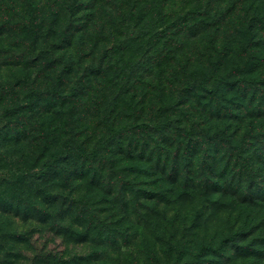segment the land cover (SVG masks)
I'll list each match as a JSON object with an SVG mask.
<instances>
[{
	"label": "rangeland",
	"instance_id": "1",
	"mask_svg": "<svg viewBox=\"0 0 264 264\" xmlns=\"http://www.w3.org/2000/svg\"><path fill=\"white\" fill-rule=\"evenodd\" d=\"M48 48L56 52L43 55ZM61 58L72 61L71 70ZM99 63L102 70H94ZM263 77L264 0H0V93L4 98L0 99V175L19 169L29 177L15 183L1 180L0 258L6 254L15 264H38L41 256L64 253L67 259L88 250L81 244L66 246L54 232L41 230L34 213L24 219V209L34 211L41 196L53 191L50 179L55 170L38 179L43 163L60 158L57 170L63 174L78 168H92L93 174L99 165H106L108 170L101 172L104 177L98 176L95 182L102 179L107 184L101 183L102 188L117 190L110 172L117 160L114 154L134 153L148 159L155 152L152 146H144L145 140L153 143L151 129H121L140 122L154 127L183 124L191 103H198L201 113L205 97H213L212 111L226 109L222 96L233 97V105L244 110L264 94V86L252 83ZM191 84L196 88L187 90ZM43 88L58 93H37ZM178 99L190 104L162 111L155 123L160 107ZM253 106L252 102L250 109ZM198 113L192 116L200 117ZM52 124L63 125L60 137L47 130ZM74 134L77 148L97 156L78 161L80 152L75 149L68 159L62 158ZM85 138L88 146L82 144ZM158 157L155 153L154 158ZM121 165L116 162V167ZM117 178L122 177L117 174ZM150 179L140 175L124 186L150 196L162 188L147 182ZM101 204L113 203L103 200ZM16 233L28 235V240ZM204 238L186 263L223 264L233 240L221 245L213 236ZM253 242L264 248L262 236L247 241ZM202 245L206 251L199 249ZM244 261L264 264L262 256Z\"/></svg>",
	"mask_w": 264,
	"mask_h": 264
},
{
	"label": "trees",
	"instance_id": "2",
	"mask_svg": "<svg viewBox=\"0 0 264 264\" xmlns=\"http://www.w3.org/2000/svg\"><path fill=\"white\" fill-rule=\"evenodd\" d=\"M55 46L62 48L58 44ZM54 51L48 48L41 53L53 54ZM71 62L69 64L61 58V63L68 67ZM93 69L102 70L101 63ZM252 83L264 86V77ZM187 87V90L196 88L194 84ZM37 91L41 94L58 93L47 88ZM212 98H204L207 102L202 103L201 113L198 103H191L186 118L181 120L183 124L170 122L154 127L140 122L121 129L130 132L151 129L153 143L145 140L144 146H152L155 152L148 159L134 153L114 154L116 162H123L120 167H116V162L110 166L117 190L102 188L101 183L107 185L102 179L95 182L98 176L104 177L101 172L104 168L108 170L106 165H99L93 174L92 168L84 171L78 168L75 173L63 174L57 170L60 158L43 163L40 167L43 174L38 175V179L48 170H55L50 179L53 191L41 196L43 198L34 211L24 209V219H31V213H34L41 230L54 232L66 246L81 244L85 248L88 246V250L67 259L64 253L61 256H41L38 264H189L186 259L193 256L196 244L207 236L219 239L221 245L229 244L230 238L233 240L234 246L226 248L230 253L226 260L222 258L223 264L257 256L264 259L261 244L247 243L256 235L264 240V94L257 104L251 100L244 110L243 106L233 105V97L222 96L225 103L222 107L226 109L220 107L212 111L209 108ZM252 102L254 106L250 109ZM188 103L190 101L182 103L178 99L162 105L156 113L155 123L162 111ZM195 113L201 114L200 117L192 116ZM55 120L59 121V117L55 116ZM61 126L52 124L47 130L60 137ZM24 133L28 136L29 132ZM76 137V134L70 137V147L64 150L62 158L68 159L75 149L80 152L78 161L88 162L97 156L92 151L86 153L77 148ZM88 141L85 138L82 144L88 146ZM132 145L130 142L129 146ZM155 153L158 158H154ZM117 174L122 178L116 179ZM140 175L151 177L147 182L160 184L161 190L150 196L144 195L141 189L127 191L124 184L134 183L133 178ZM27 178L16 169L10 175H0V184L2 179L15 183ZM112 181L110 177L109 185ZM112 194L114 197L109 196ZM103 200L113 204L104 206L101 204ZM3 226L1 224L0 228ZM15 236L28 240L25 234L16 233ZM257 246L255 250L251 248ZM199 247L207 250L205 245ZM0 259V264H15V260L10 261L6 254Z\"/></svg>",
	"mask_w": 264,
	"mask_h": 264
}]
</instances>
